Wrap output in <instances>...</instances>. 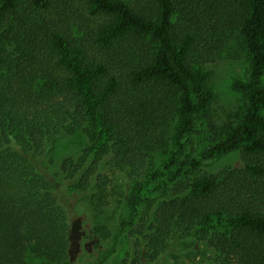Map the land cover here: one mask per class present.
<instances>
[{
    "label": "trees",
    "instance_id": "obj_1",
    "mask_svg": "<svg viewBox=\"0 0 264 264\" xmlns=\"http://www.w3.org/2000/svg\"><path fill=\"white\" fill-rule=\"evenodd\" d=\"M234 39L245 109L218 126L204 66ZM203 118L209 145L192 153ZM69 137L78 156L53 174ZM233 152L241 166L202 168ZM71 193L101 213L122 197L120 264H179L178 243L264 264V0H0V264H68Z\"/></svg>",
    "mask_w": 264,
    "mask_h": 264
},
{
    "label": "rangeland",
    "instance_id": "obj_2",
    "mask_svg": "<svg viewBox=\"0 0 264 264\" xmlns=\"http://www.w3.org/2000/svg\"><path fill=\"white\" fill-rule=\"evenodd\" d=\"M206 70L210 71L209 87L214 93V98L210 104V114L218 126H223L226 122L234 121L242 116L245 109V95L242 91L235 88L234 84L238 80H248L250 76V65L246 51L238 40H231L222 49L212 57V60L205 64ZM206 120L203 118L197 124L196 131L190 136L191 145L189 151H202L209 145L207 134L205 133ZM81 139L79 137L65 138L60 142L59 150L55 153V163L50 164L49 168L53 174L61 171V164L65 157L69 155L78 156L81 149ZM200 153V152H199ZM197 153L196 155H199ZM165 159L164 154L157 155V162L160 163ZM243 164L240 152H233L213 160L204 162L202 168L205 170L220 171L227 168H235ZM110 191L116 189V184L121 185L119 175L111 170ZM113 175V176H112ZM125 186L127 185L124 183ZM123 191L119 189V192ZM93 193V190L89 193ZM127 191L124 190L126 194ZM89 193H71L75 197V209L73 213V224L71 234L70 262L68 264H120L125 256L130 244L127 236L121 232V220L127 210L126 204L122 203V197L111 195L110 203L105 207L103 213L94 208L96 202L89 198ZM92 195V194H90ZM93 200V202H91ZM125 200V198H124ZM108 226L111 236L104 233H97L96 225ZM195 242V241H194ZM191 243V242H190ZM190 246V245H189ZM177 253L180 254L179 264H212L213 253L204 243L194 244L191 247L196 251L190 256L188 246L178 243L176 246ZM197 257L193 260V258ZM107 257V258H106ZM171 256L166 255L155 264H177Z\"/></svg>",
    "mask_w": 264,
    "mask_h": 264
}]
</instances>
